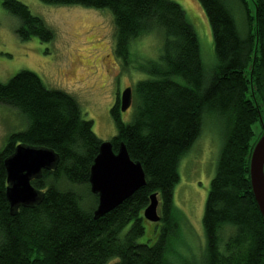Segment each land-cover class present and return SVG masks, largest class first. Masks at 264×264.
Here are the masks:
<instances>
[{
    "label": "trees",
    "instance_id": "16d2710c",
    "mask_svg": "<svg viewBox=\"0 0 264 264\" xmlns=\"http://www.w3.org/2000/svg\"><path fill=\"white\" fill-rule=\"evenodd\" d=\"M39 1L108 11L115 54L124 63L133 41L157 34L158 57L138 66L148 78L132 88L124 111H131L130 119H121L117 98L109 110L116 129L112 149L125 145L131 160L140 162L145 184L94 218L97 197L88 177L102 140L73 96L20 69L0 81V104L17 111L25 125L10 132L0 148V264H264V222L248 175L253 124H262L264 115V0H251L253 6L248 0H197L213 40L210 67L192 24L173 0ZM0 6L13 16V32L21 41L51 40V30L24 3L0 0ZM214 115L223 133L204 203V247L172 258L166 251L177 226L178 164ZM18 144L52 149L58 161L31 181L41 200L12 215L3 160ZM152 193L160 219L153 242L147 243L139 238Z\"/></svg>",
    "mask_w": 264,
    "mask_h": 264
},
{
    "label": "rangeland",
    "instance_id": "374dc122",
    "mask_svg": "<svg viewBox=\"0 0 264 264\" xmlns=\"http://www.w3.org/2000/svg\"><path fill=\"white\" fill-rule=\"evenodd\" d=\"M19 1L42 18L51 30L52 38L46 42L36 37L21 41L13 32L16 26L13 16L0 6V81H7L20 69L33 71L46 87L63 90L73 96L83 117L91 120L96 136L102 141H110L116 132L110 107L123 89H132L137 81L148 78L138 66L144 67L149 60L158 57L157 34L141 36L133 41L124 63L115 54L114 25L108 11L78 5H50L39 0ZM173 1L181 6L192 24L202 59L210 67L214 61L213 40L202 7L197 0ZM248 3L253 6L251 0ZM130 114L131 111L122 112L121 119L128 121ZM262 127L264 115L262 124H253V140L256 141ZM24 128L22 116L0 104V148L10 132ZM222 133L220 118L215 116L211 121L205 120L201 134L179 161V180L173 188L177 226L175 232L168 236L169 248L166 251L172 258L201 252L204 247L202 215ZM155 224L145 220L144 234L139 241L153 242Z\"/></svg>",
    "mask_w": 264,
    "mask_h": 264
},
{
    "label": "water",
    "instance_id": "95a60500",
    "mask_svg": "<svg viewBox=\"0 0 264 264\" xmlns=\"http://www.w3.org/2000/svg\"><path fill=\"white\" fill-rule=\"evenodd\" d=\"M132 102V89L126 87L119 95V108L126 111ZM58 161L57 154L48 148L24 144L15 146L4 158L6 172L5 197L12 215L19 207H32L42 198V192L31 181L41 176L43 170H53ZM248 175L251 191L264 222V127L256 139L249 157ZM89 190L97 197L93 217L97 218L118 206L145 184L140 162L133 161L124 144L116 152L110 141H102L90 166ZM158 200L156 193L149 196V203L142 217L149 222H158Z\"/></svg>",
    "mask_w": 264,
    "mask_h": 264
},
{
    "label": "flooded vegetation",
    "instance_id": "af4514ba",
    "mask_svg": "<svg viewBox=\"0 0 264 264\" xmlns=\"http://www.w3.org/2000/svg\"><path fill=\"white\" fill-rule=\"evenodd\" d=\"M118 101H119V97H118V99H117Z\"/></svg>",
    "mask_w": 264,
    "mask_h": 264
},
{
    "label": "bare ground",
    "instance_id": "6f19581e",
    "mask_svg": "<svg viewBox=\"0 0 264 264\" xmlns=\"http://www.w3.org/2000/svg\"><path fill=\"white\" fill-rule=\"evenodd\" d=\"M255 94V93H254Z\"/></svg>",
    "mask_w": 264,
    "mask_h": 264
}]
</instances>
